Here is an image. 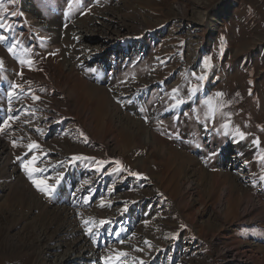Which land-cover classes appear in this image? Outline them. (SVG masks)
I'll list each match as a JSON object with an SVG mask.
<instances>
[{
    "label": "rangeland",
    "instance_id": "1",
    "mask_svg": "<svg viewBox=\"0 0 264 264\" xmlns=\"http://www.w3.org/2000/svg\"><path fill=\"white\" fill-rule=\"evenodd\" d=\"M0 23V264H52L64 216L82 264H264V0H0Z\"/></svg>",
    "mask_w": 264,
    "mask_h": 264
},
{
    "label": "bare ground",
    "instance_id": "2",
    "mask_svg": "<svg viewBox=\"0 0 264 264\" xmlns=\"http://www.w3.org/2000/svg\"><path fill=\"white\" fill-rule=\"evenodd\" d=\"M48 24H49L50 28L53 25L50 21L48 22ZM214 24H216V23H214ZM69 26L70 27L76 26L75 29L73 28V32H77V33L80 34V33H82L81 31H83V30H81V27H82L81 23L79 24V23L74 22V23L70 24ZM212 29L213 28L210 27L209 31H211ZM79 45L82 46V50L80 51V53L83 55L82 58H80V61H81L80 63H82V64L88 63L89 61L93 60L94 57L98 56L99 52L96 50V48H94V47L91 48V46L88 47L86 45H81V44H79ZM111 46L112 45H110L108 47H104V50L106 51V50L110 49ZM197 48H198V46H197ZM103 68L104 67L103 66L101 67V65H98L96 67V69H99L100 71H102ZM87 113H89V112H87ZM115 118H116V116H115ZM125 125H126V123H125ZM113 140H114V138H111V141H113ZM224 202L225 201H223V203ZM253 202H254V200H253ZM254 203L256 204V206L258 205L257 202H254ZM67 217L70 218L71 216H67ZM67 220H69V219H66L65 216H64L63 219L61 220V223L56 227L55 234L57 235V238H58L57 242H56V240H54L53 243H52L50 241V238L47 237V236H41L40 238H38L40 240L39 242L43 243V245L41 246V249H40V254L41 255L46 254V256H50V257L52 256L54 258L53 260H50L52 264H65L66 261H68V260H72V262L74 261L76 264H82V263H79V262L84 260V259L81 258L82 250H83V254L87 253L91 257L93 255V252H94L93 249L92 248L90 250L87 249L86 243H85L86 241H84L85 239L83 240L81 236L76 238V240L74 242L70 241L71 238L74 237V235H76L78 230L75 227H73V225L72 226L69 225ZM51 243L53 245L50 246ZM87 244H90V243L87 242ZM61 252H63V255L57 257L58 254L61 253ZM77 252H79V253H77ZM87 254H85V255H87ZM242 261L245 264H251V262H250L251 260L249 261L248 258L247 259H243Z\"/></svg>",
    "mask_w": 264,
    "mask_h": 264
},
{
    "label": "snow or ice",
    "instance_id": "3",
    "mask_svg": "<svg viewBox=\"0 0 264 264\" xmlns=\"http://www.w3.org/2000/svg\"><path fill=\"white\" fill-rule=\"evenodd\" d=\"M11 15H12V16H15L16 13L13 12V13H11ZM8 27H10V25L6 27V25H5L4 23H0V28H4V29L7 31V30H8ZM4 40H5V37H4V36H0V42H2V41H4ZM8 51L11 53V52L13 51V48H12V47H9V48H8ZM21 63H22V64H23V63H27V64L29 65V68H31V64H32V61H31V60H29V61L21 60ZM205 67H207V61H205ZM194 76H195V74H194ZM195 79H197L198 81L202 82V81L205 79V77H204L203 75H201V76H196ZM13 87H16V86L13 85ZM172 91H173V94H175V93L178 91V89H173ZM198 91H199V87H198V86H197V87H189V89H188V96H189V97H192V96L195 95ZM12 95H13V93H12L11 91H9L8 96L11 98ZM215 96H216V97H221L222 94H221V93H216ZM32 98H33L34 101L37 100V99H39V97H37V96H33ZM177 103H178V104H179V103H183V101L178 99V100H177ZM204 104L207 106L209 117H212V116L214 115L215 111H216L215 103H214L211 99H209V100L204 101ZM9 111L11 112V108L9 109ZM16 118H17V117L14 116V115H11V114L8 115V116H7L2 122H0V131H3L4 129H6L7 127H9V121H13V120H15ZM145 122H147V118H145ZM223 127H224V128H227L228 125L225 124V125H223ZM225 134L227 135L228 133H225ZM236 134L239 135L241 138L244 137V133L239 132V130H237ZM254 143H258V141H254ZM13 147H16V142H15V141H13ZM38 147H39V146H38L37 144H35L34 142L28 145V149H29V151H31L33 148H38ZM37 159H38V158H37L36 156H33L31 160L25 162L22 166L25 167V168L27 169V168L29 167V165H35V164L37 163ZM75 159H80V157H73V160H75ZM260 159H261L262 161H264V156H261ZM33 170H36V169L34 168ZM131 174L134 175V176H137V177L139 178V174H137V173H131ZM29 179H30V180L32 179V175H31V174H29ZM57 182H59V178H57ZM33 183L36 184V181L33 180ZM37 188H38V190L41 191L44 195H46V196H50V195H51V189H48V188H41V187H39V185H37ZM125 210H126V209H125ZM87 223H88V222L85 221V224H87ZM100 223H101V225H104V224H106V223H108V222H107V221H101ZM87 231H88L89 234H91L92 229L89 228V229H87ZM122 242H123V241H121V243H122ZM146 243H147V242H146ZM123 255H125V254H124V253H119V255L116 257V259L118 260L119 257H120V256H123Z\"/></svg>",
    "mask_w": 264,
    "mask_h": 264
},
{
    "label": "built area",
    "instance_id": "4",
    "mask_svg": "<svg viewBox=\"0 0 264 264\" xmlns=\"http://www.w3.org/2000/svg\"><path fill=\"white\" fill-rule=\"evenodd\" d=\"M204 44H206V43L204 42L203 45H204ZM203 45H202V46H203ZM204 46H205V45H204ZM200 47H201V46H200Z\"/></svg>",
    "mask_w": 264,
    "mask_h": 264
}]
</instances>
